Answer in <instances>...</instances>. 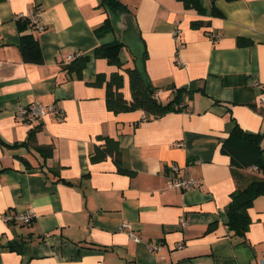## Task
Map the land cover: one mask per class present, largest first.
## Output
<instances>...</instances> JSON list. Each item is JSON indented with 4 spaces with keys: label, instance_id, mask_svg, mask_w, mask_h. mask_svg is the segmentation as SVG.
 <instances>
[{
    "label": "crops",
    "instance_id": "1",
    "mask_svg": "<svg viewBox=\"0 0 264 264\" xmlns=\"http://www.w3.org/2000/svg\"><path fill=\"white\" fill-rule=\"evenodd\" d=\"M101 1L0 0V264H261L264 193L249 207L244 237L226 212L231 193L261 172L233 170L220 147L235 125L261 133L264 147V0H202L201 12L181 0H121L128 10L118 14ZM30 10L44 25L40 63L25 61L19 46L15 15ZM108 16L114 29L99 34ZM129 22L158 98L180 88L184 109L143 118V109L108 107L106 78L121 71L129 101V77L95 49ZM75 53L89 56L81 76L63 67ZM120 59L136 65L127 44ZM32 101L62 112L19 120L17 108ZM38 124L36 140L23 143ZM99 135L118 139L130 172L112 155L90 159ZM40 145H52L51 156ZM173 174L200 186L171 188ZM27 210L28 223L3 217Z\"/></svg>",
    "mask_w": 264,
    "mask_h": 264
},
{
    "label": "trees",
    "instance_id": "2",
    "mask_svg": "<svg viewBox=\"0 0 264 264\" xmlns=\"http://www.w3.org/2000/svg\"><path fill=\"white\" fill-rule=\"evenodd\" d=\"M186 8L195 9L198 12L204 10L202 0H181ZM214 3V0H212ZM105 7L113 11L115 14L128 10L125 3L121 0H102ZM214 9V8H213ZM215 11V10H213ZM17 27L20 33L19 46L22 57L25 61L40 63L43 61V52L40 40L36 35V29L29 19L19 17L16 19ZM193 26L202 24L199 20H193ZM114 29L112 18L108 16L104 24L100 27L98 33ZM242 39V38H240ZM243 43H249L251 40H242ZM123 43L118 38L101 43L96 47V55L103 56L112 64L122 68L129 77L131 89V99L126 101L121 87L123 86L124 76L119 70H115L106 78L107 95L106 101L109 108L114 111L143 109L146 118L161 115L169 110H182L185 107L183 91L177 90V95L163 102L156 94L153 87V93L147 89L144 80L134 66H124V62L120 59V51ZM146 55V50L144 58ZM89 56L82 53L77 54L71 61L63 63V67L68 71H76L81 76L82 69L86 64ZM104 75L99 73L96 82H102ZM40 128V124L30 130L28 138L23 143H30L36 140V131ZM99 143L90 154L92 161H99L108 155H112L117 169L121 172H130L121 164V151L119 141L114 136L99 135ZM263 135L261 133L249 132L239 125H235L231 133L221 144V151L230 157L231 168H248L255 167L261 173L257 174L246 186L239 187L231 193V199L226 205L227 223L229 228L234 231L235 235L244 237L251 224V216L249 207L253 204L255 198L264 193V147L262 145ZM46 156H51L53 152L52 145H40L38 147Z\"/></svg>",
    "mask_w": 264,
    "mask_h": 264
},
{
    "label": "built area",
    "instance_id": "3",
    "mask_svg": "<svg viewBox=\"0 0 264 264\" xmlns=\"http://www.w3.org/2000/svg\"><path fill=\"white\" fill-rule=\"evenodd\" d=\"M23 17L30 20V22L33 24L34 29L41 30L44 28L43 23L40 20V12L39 10H30V11H21L15 15V19ZM179 29L176 30V34L178 35ZM77 54H69L66 57V61H71ZM262 102L264 103V94L262 96ZM48 111H55L56 113H61L62 109L58 107L55 103H48L44 104L40 101H32L31 103L27 105H20L16 110V116L21 121H28V120H37L41 117H43ZM143 118H146V113L143 114ZM173 171L177 172L178 167L173 166ZM200 181L197 178L194 177H184V176H177L172 175L170 179V187L171 188H179V189H189L192 187H199ZM3 217L7 221H13V222H21V223H28L31 221V219L34 217L33 212L27 210L24 212H6L3 214ZM181 224L186 225L187 219L185 217H181ZM123 226L129 227L128 224L123 223ZM131 237L133 239H138L136 233L133 230H130ZM180 246H182L180 244ZM161 248L160 243H150L149 249L151 251H155ZM259 261L261 264H264V247L261 250V255L259 257Z\"/></svg>",
    "mask_w": 264,
    "mask_h": 264
},
{
    "label": "water",
    "instance_id": "4",
    "mask_svg": "<svg viewBox=\"0 0 264 264\" xmlns=\"http://www.w3.org/2000/svg\"><path fill=\"white\" fill-rule=\"evenodd\" d=\"M129 25L130 26L126 25L121 29V37L119 40L121 43L127 44L132 50L134 56L136 57V67L139 70L147 89L150 93H153L151 80L145 70V45L141 40L138 31L133 28L132 23L130 24L129 22Z\"/></svg>",
    "mask_w": 264,
    "mask_h": 264
}]
</instances>
